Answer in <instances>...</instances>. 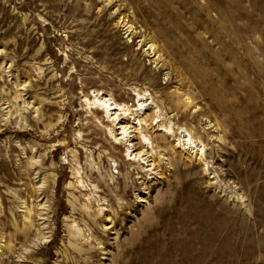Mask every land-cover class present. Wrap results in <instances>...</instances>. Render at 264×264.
<instances>
[{"label": "rangeland", "instance_id": "obj_1", "mask_svg": "<svg viewBox=\"0 0 264 264\" xmlns=\"http://www.w3.org/2000/svg\"><path fill=\"white\" fill-rule=\"evenodd\" d=\"M155 10L171 35L204 45L216 72L204 67L205 93L177 61L198 53L178 45L172 58ZM146 92L159 107L133 148L157 139L159 119L172 115L176 132L170 150L156 142L155 172L128 159L99 106L136 109ZM206 204L257 230L236 232L219 264H264V0H0V264H163V250L178 264L177 238L204 232Z\"/></svg>", "mask_w": 264, "mask_h": 264}, {"label": "bare ground", "instance_id": "obj_2", "mask_svg": "<svg viewBox=\"0 0 264 264\" xmlns=\"http://www.w3.org/2000/svg\"><path fill=\"white\" fill-rule=\"evenodd\" d=\"M158 7L155 9L161 8L163 9L160 2L156 3ZM167 16L166 11L164 10H155L153 11V17L155 22V30L161 31V34L164 36L166 47L169 48V55L171 57L176 58V55L180 54L182 50L177 49L178 45H181L185 48V51H188V53L197 52L198 58L197 60L192 59H183L179 60L177 59L178 63L180 64L182 68V72L185 73V76H187L188 80L196 84L200 88V93H205L204 91L208 90V87L204 81L206 79L207 70L204 67H209L212 69L211 76L214 77L216 75V72L214 71V67L211 66V61L206 60V52L204 45L199 44L197 41H194L190 38H185L182 40L179 37H175L174 35H171L170 32L172 30L171 27H168L164 24L163 19ZM172 22L173 26H176V24L179 22V18H171L168 19ZM180 23V22H179ZM178 23V24H179ZM146 30H150V28H146ZM92 30L87 31V36L92 34ZM189 35V34H188ZM187 39V41H186ZM215 60V59H214ZM132 62L138 64L137 59L132 60ZM216 63L215 61H212V63ZM171 66H173V63H171ZM178 69V67H177ZM196 76L199 78L196 80ZM140 94V93H139ZM148 95L146 93H142V96H139L138 98V107L136 109H129V107H124V105L116 104L114 102L108 103L106 99H102V102L99 103V106L102 110H105L107 112L109 121H114V130H112V135H114L116 129L119 130V135L116 137L118 140L124 142L125 144L128 143L127 148L130 149L129 158L128 159H135L142 160V162L146 163L148 166V171L155 172L157 164L155 163L153 158V150L156 149L157 143L156 142H163V144L166 145V150H170V143L167 141V136L174 135L175 130L170 127L172 123L173 116H168L167 121L170 126H164L161 123L158 122L152 124V128L156 127L155 130H161L163 132H159L157 139L149 140L144 137L145 143H142L140 141H137L142 148H133L132 141L138 139V135L147 132L148 128L145 125V122L151 115H146L145 111L149 109L148 106L152 107V104L155 105L157 102L154 100L152 96H146ZM150 95V94H149ZM157 108L159 107V104L155 105ZM123 115H120V114ZM119 114V115H118ZM163 114L162 109L159 108L157 116L160 118V115ZM142 115V117H140ZM183 132V139H179L178 141H182L183 149L187 151V154H196V160H200V158L207 159V155L204 152V148L202 145H199L200 143L194 138V136L186 130H181ZM180 132V133H181ZM148 144H151L152 150H149ZM181 144V143H179ZM181 146V145H180ZM180 146H177L180 148ZM176 147V146H175ZM173 147L174 149H176ZM152 151V153H151ZM189 152V153H188ZM169 155V151H168ZM152 156V158H151ZM175 157L172 156L171 159H174ZM213 167V165H212ZM211 167V168H212ZM202 170L208 171L209 170V163L205 161L202 164ZM152 177L155 178L156 173H152ZM142 179V177H140ZM213 177H211L212 179ZM145 181L142 182V185L145 186ZM142 196H137L139 198L138 201H144L145 199V192L141 191ZM203 210V209H202ZM206 213L203 214V219L201 222V226L204 229V232L202 234L195 233L191 234V237H185L184 235L178 236V244L183 246L184 249V258L183 261H179L178 264H210V261L212 258H215L217 260V264H219L220 261L228 260L230 257V254L235 252L237 250V245L234 244L235 241V234L236 232H240L241 235L247 234L248 238L252 237V231L253 229H250V226L241 225L231 217H227L226 213H222V210L213 208V205L206 204L205 205ZM200 211V207L198 208V212ZM192 212H194V206L192 207ZM200 218V217H199ZM198 218V219H199ZM197 219V220H198ZM181 220H184V218H181ZM109 221V223H111ZM246 230V231H245ZM184 234V233H181ZM258 238L255 236L252 238V240H248L249 246H250V253L253 255L255 251V245H257ZM176 248L177 249V244ZM260 246L262 248L263 245L260 243ZM164 254V262L165 264V250L160 251ZM232 252V253H231ZM169 254H172L174 256L179 255L182 253L181 250H176L175 252L168 251ZM260 258L264 260V255L261 254ZM186 260V261H185Z\"/></svg>", "mask_w": 264, "mask_h": 264}]
</instances>
